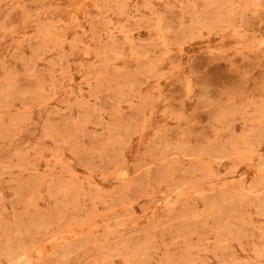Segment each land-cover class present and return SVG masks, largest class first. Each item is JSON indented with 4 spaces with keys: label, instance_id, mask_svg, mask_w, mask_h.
<instances>
[{
    "label": "rangeland",
    "instance_id": "1",
    "mask_svg": "<svg viewBox=\"0 0 264 264\" xmlns=\"http://www.w3.org/2000/svg\"><path fill=\"white\" fill-rule=\"evenodd\" d=\"M0 264H264V0H0Z\"/></svg>",
    "mask_w": 264,
    "mask_h": 264
}]
</instances>
